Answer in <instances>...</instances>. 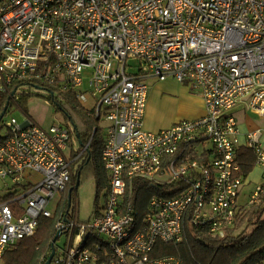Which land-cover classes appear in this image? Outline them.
Returning a JSON list of instances; mask_svg holds the SVG:
<instances>
[{
  "label": "built area",
  "instance_id": "built-area-1",
  "mask_svg": "<svg viewBox=\"0 0 264 264\" xmlns=\"http://www.w3.org/2000/svg\"><path fill=\"white\" fill-rule=\"evenodd\" d=\"M168 77L197 90L206 113L148 130V80ZM27 82L79 89L80 101L93 99L96 116L109 122L105 204L83 221L71 197L56 224L68 241L55 246L51 264H183L174 254L153 257L156 243H181L188 230L229 234L245 181L233 109L244 104L264 116V0H0V90L18 100ZM3 125L0 264L41 218L55 215L49 205L90 143L69 156L63 123L45 130L31 117H12ZM261 133L245 134L263 169L248 203L264 192ZM144 186L156 193L142 213L136 195Z\"/></svg>",
  "mask_w": 264,
  "mask_h": 264
},
{
  "label": "trees",
  "instance_id": "trees-1",
  "mask_svg": "<svg viewBox=\"0 0 264 264\" xmlns=\"http://www.w3.org/2000/svg\"><path fill=\"white\" fill-rule=\"evenodd\" d=\"M25 84L47 91L59 105V108L65 110L71 116V121L68 120L69 122H67L68 130H70V145L73 138L79 140L82 144L81 148L74 149L73 156L79 154L88 141L90 143L88 148L76 160L78 166L75 171L73 169L72 180L62 195L60 201L61 209L58 211V215L50 218H41L40 222H38L39 227L36 233L22 239L6 250L1 264H45L52 251V240L57 233V221L62 215L69 213V189L89 166H91V172L97 180L101 181L106 176L101 155L103 141L96 140L98 130H96L93 137L91 134L92 129L90 128L93 126L94 120H86L85 124L81 125L80 123L79 125L72 116L74 115L73 108L67 107L69 102L76 101L75 96L62 91L64 94H60L66 99L62 101L60 96L56 94L57 89L54 86L41 82H27L19 86ZM19 86L17 87V93ZM19 94L18 102L23 100L24 95H31L30 92H25L23 95ZM8 99L9 95L7 93L0 92V114ZM11 104L12 98L9 102V105ZM9 105L8 108L10 107ZM73 107L75 109L78 108L77 106ZM96 117L99 118L98 116ZM238 162L240 163L242 174L249 172L255 164L254 151L250 148L240 147ZM150 190H153V188H150ZM137 196H140L139 191ZM72 199H74V190ZM236 215L235 224L225 237H216L207 231L188 230L185 239L181 243L158 241L152 256L157 258L164 254H174L182 259L183 264H264V192L260 193L255 202L242 204ZM236 230H239V232L235 234Z\"/></svg>",
  "mask_w": 264,
  "mask_h": 264
},
{
  "label": "rangeland",
  "instance_id": "rangeland-1",
  "mask_svg": "<svg viewBox=\"0 0 264 264\" xmlns=\"http://www.w3.org/2000/svg\"><path fill=\"white\" fill-rule=\"evenodd\" d=\"M131 63H134V65H136L134 68H132L133 69L132 71H136L139 62L133 60ZM86 76L87 78L85 79L84 87L81 89V91L84 92L90 89L88 84L89 74H87ZM51 86L56 87L55 88L57 89L56 94L60 96V99L62 101L66 100L65 97H63L62 95L64 94L62 93V91L67 94H72L75 96L76 101L69 102V104L67 105V107L73 108L74 115L72 116L74 117L76 122L79 123V125L80 123L81 125L83 123L85 124L86 120L88 121L94 120L93 126L90 128L92 129L91 131L92 137L94 136L96 130H98V135L96 137V140L97 141L98 139L102 140L104 144L107 136V128L109 126V122L105 119V115L103 114L100 118L96 117L94 110V104H95L94 100L89 98L87 102L80 101V99L77 96L78 91H80L79 89L77 90L72 88L63 89L62 87L57 85L56 86L51 85ZM0 92L2 91L0 90ZM25 92H30L31 95H24L23 96L24 98L21 102L12 99V104L9 105L10 107L8 108V111L4 115L3 122L0 125V136L4 135L8 130L7 126H4L3 123L5 121H9L10 118L12 117H15L19 123H23L24 121L27 120L28 117H31L40 126L45 128V130L49 129L55 123H63L64 125H67V122L71 121V116L67 114L65 110L59 108V105L53 100V98L48 94L47 91L37 87L33 88L30 85L25 84L19 86L17 95L20 97L19 93L23 95ZM242 105L245 106L244 104ZM73 106H77L78 108L75 109ZM236 110H239V107H237ZM80 112L82 113V115ZM237 115L241 125L247 124L248 120L246 118L248 115L251 116L252 118H256L255 115H253V112H251L249 108H247L246 115H244L243 112H238ZM93 116L95 119L93 118ZM73 144H74V149H79L82 147L80 141L73 138V140H71V147H70L71 150L70 149L66 150V154L69 156L72 155L73 153L74 150L72 149ZM77 166H78V162H75L72 165L74 171L76 170L75 168H77ZM89 167H87L82 172L79 181L77 179V181L79 182V186L77 187V189L74 190V197H77L79 201V207H78L79 216L80 219L83 221L91 219L92 217H94V215H96L99 211L102 210V206H104L106 201V193L109 186L108 180L110 173L106 169L104 170L106 174L105 178H102L101 181H99L91 172V166ZM40 178L41 176L37 174H33L32 176V179L35 181L40 180ZM76 183L77 182L75 181L74 185ZM260 183H263V180H261V182L256 184V182L246 183V179H245L244 184L242 186L241 195L239 198L240 202L241 203L245 201L248 202V200H250L251 196L253 195V192L256 190V187ZM154 193H156L155 190L154 191L150 190V188L147 186L140 187V196L138 197L136 195L137 198H139V202L136 206H138L140 209L143 210L142 213L146 211L147 202L150 196ZM62 194H58L49 205V209L53 213H55L53 217L57 216L58 211L61 209L60 201ZM238 232L239 230H236L235 234ZM67 241H68L67 235L65 234L60 235V237L55 242V246L57 247L56 249L59 250L61 247L64 248L65 245L67 244Z\"/></svg>",
  "mask_w": 264,
  "mask_h": 264
},
{
  "label": "crops",
  "instance_id": "crops-1",
  "mask_svg": "<svg viewBox=\"0 0 264 264\" xmlns=\"http://www.w3.org/2000/svg\"><path fill=\"white\" fill-rule=\"evenodd\" d=\"M148 81L150 86L143 126L146 129L158 131L162 128L170 127L180 120L198 118L206 113L207 109L204 98H202V95L197 90H194L191 85H188V83L179 82L172 77H168L165 80L150 78ZM237 107H239V110H236ZM233 110L241 130V134L239 135L242 142L241 147L247 148V146H245L247 140L245 134L257 128L262 130L260 142L264 146V116H260L253 112L256 118H252L248 115L246 118L248 120L247 124L241 125L237 113L243 112V114L246 115L247 106L239 104ZM70 147L71 145L69 143V149ZM72 149H74V145H72ZM262 173L263 169L254 164L251 170L244 174L246 183L256 182L257 184L261 182V180H263ZM245 202L240 203L242 205L245 204Z\"/></svg>",
  "mask_w": 264,
  "mask_h": 264
},
{
  "label": "water",
  "instance_id": "water-1",
  "mask_svg": "<svg viewBox=\"0 0 264 264\" xmlns=\"http://www.w3.org/2000/svg\"><path fill=\"white\" fill-rule=\"evenodd\" d=\"M11 93L13 94L14 91L11 92ZM10 98H11V96H9V99L7 100V103H6V105L4 106V109H3V111H2L1 114H0V124H1V121H2V119H3V117H4V115L6 114L7 109H8V105H9V102H10ZM78 181H79V179H78ZM78 181H76L77 183H76L73 187H71L70 190H69V207H70V204H71L72 192H73V190L77 189V187L79 186V182H78ZM60 235H61V231H60V230L57 231L56 235H54L55 237H54V239L52 240V248H51L52 251H51V253H50V255H49L47 261L45 262V264H51V261L53 260V257H54L55 252H56V249H55V248H56V247H55V242H56L57 239L60 237Z\"/></svg>",
  "mask_w": 264,
  "mask_h": 264
},
{
  "label": "flooded vegetation",
  "instance_id": "flooded-vegetation-1",
  "mask_svg": "<svg viewBox=\"0 0 264 264\" xmlns=\"http://www.w3.org/2000/svg\"><path fill=\"white\" fill-rule=\"evenodd\" d=\"M65 191H66V190H65ZM65 191H64V192H65ZM64 192H63V193H64Z\"/></svg>",
  "mask_w": 264,
  "mask_h": 264
}]
</instances>
